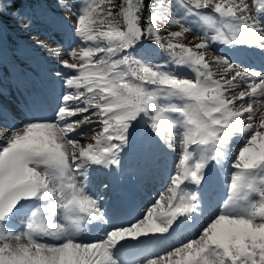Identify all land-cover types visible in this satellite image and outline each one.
Returning <instances> with one entry per match:
<instances>
[{
    "label": "snow or ice",
    "instance_id": "6c2138e0",
    "mask_svg": "<svg viewBox=\"0 0 264 264\" xmlns=\"http://www.w3.org/2000/svg\"><path fill=\"white\" fill-rule=\"evenodd\" d=\"M73 2L57 5L78 47L50 50L64 82L53 115L0 143V264H264V67L212 51L244 46L264 62V0ZM145 41L163 62L137 55ZM141 129L149 151L179 154L129 220L109 206L108 177Z\"/></svg>",
    "mask_w": 264,
    "mask_h": 264
},
{
    "label": "rangeland",
    "instance_id": "374dc122",
    "mask_svg": "<svg viewBox=\"0 0 264 264\" xmlns=\"http://www.w3.org/2000/svg\"><path fill=\"white\" fill-rule=\"evenodd\" d=\"M58 3H68L73 10L77 7L73 0H53V5L38 4L32 9L26 8L25 11L29 15L31 14L29 21L20 25L13 22L9 27L15 31L17 39L14 49L8 51L5 46L0 47V143L3 142V137L8 135L13 126H22L26 121L44 119L53 115V109L56 107L57 97L63 90L64 82L55 76V72L61 66L59 60L50 54V50H63L69 46L78 47L76 38L70 34L75 17L64 8L58 7ZM162 27L164 28L161 31L162 36H166L170 31L179 30L176 26ZM181 42L187 46L199 43L197 31L185 33ZM151 46L144 44L142 48L137 49V55L153 63L163 62L165 57L160 54L158 46ZM212 51L215 54L230 56L235 61L239 60L234 55L242 57L246 59V62L240 59L242 62L240 64L260 70V67L250 64L251 58H256L255 50L244 46L229 47L216 44L212 46ZM65 58L67 57L65 56ZM208 58L211 59V55ZM178 71L181 75L191 78V73L184 70ZM36 113L41 114L35 116ZM89 138L84 137L83 139L87 142ZM178 154V146L175 151L165 150L164 153L149 151L141 129L135 137L134 147L123 155L122 167L111 170L115 172V175L108 177L113 187L115 183L120 186L118 191L108 197L109 206L112 207L113 199H118L128 189L133 193V198H136L133 208H131V211L135 209L136 214L129 220L142 216L144 207L151 206L164 190L167 180L164 181L170 172H174V162L177 160ZM144 168L154 174L157 180L163 178V183H160L157 192H152L150 184H142L143 172L140 171ZM95 176L98 178L97 180ZM95 176L92 190H98L97 186L100 185V181L105 179L102 174ZM144 182L150 183L147 179ZM225 187L222 176L219 188L215 193L216 199L220 195L226 194L222 191ZM102 188L100 185L99 192L104 191ZM154 194H156L155 198H153ZM138 198L145 200L142 205L138 203Z\"/></svg>",
    "mask_w": 264,
    "mask_h": 264
},
{
    "label": "trees",
    "instance_id": "16d2710c",
    "mask_svg": "<svg viewBox=\"0 0 264 264\" xmlns=\"http://www.w3.org/2000/svg\"><path fill=\"white\" fill-rule=\"evenodd\" d=\"M7 11L0 17V47L5 46L9 51L13 50L16 45L15 31L9 28L12 23L16 24L27 23L30 15L25 11L27 8H34L38 4L53 5V0H2ZM9 5H11L9 7ZM8 26V28H7ZM151 45H155L151 41H145Z\"/></svg>",
    "mask_w": 264,
    "mask_h": 264
},
{
    "label": "bare ground",
    "instance_id": "6f19581e",
    "mask_svg": "<svg viewBox=\"0 0 264 264\" xmlns=\"http://www.w3.org/2000/svg\"><path fill=\"white\" fill-rule=\"evenodd\" d=\"M107 171V170H106ZM121 204V207H125L122 203H120Z\"/></svg>",
    "mask_w": 264,
    "mask_h": 264
}]
</instances>
